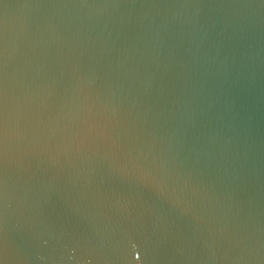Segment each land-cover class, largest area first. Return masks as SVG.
Listing matches in <instances>:
<instances>
[{
    "label": "water",
    "instance_id": "95a60500",
    "mask_svg": "<svg viewBox=\"0 0 264 264\" xmlns=\"http://www.w3.org/2000/svg\"><path fill=\"white\" fill-rule=\"evenodd\" d=\"M0 264H264V0H0Z\"/></svg>",
    "mask_w": 264,
    "mask_h": 264
}]
</instances>
